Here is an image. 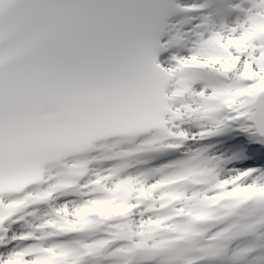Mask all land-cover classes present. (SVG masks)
I'll list each match as a JSON object with an SVG mask.
<instances>
[{"label": "snow or ice", "instance_id": "obj_1", "mask_svg": "<svg viewBox=\"0 0 264 264\" xmlns=\"http://www.w3.org/2000/svg\"><path fill=\"white\" fill-rule=\"evenodd\" d=\"M0 264H264V0H0Z\"/></svg>", "mask_w": 264, "mask_h": 264}]
</instances>
